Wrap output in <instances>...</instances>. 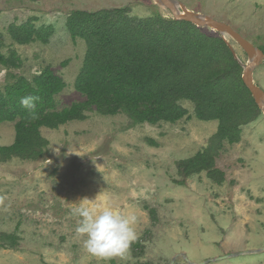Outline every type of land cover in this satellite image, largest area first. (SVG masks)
Returning <instances> with one entry per match:
<instances>
[{
  "label": "rangeland",
  "instance_id": "obj_1",
  "mask_svg": "<svg viewBox=\"0 0 264 264\" xmlns=\"http://www.w3.org/2000/svg\"><path fill=\"white\" fill-rule=\"evenodd\" d=\"M178 1L264 47V0ZM121 8L134 18H171L153 0H0V54L14 51L22 61L16 69L0 64V91L17 77L31 81L50 67L66 84L56 109L83 101L74 83L86 45L70 38L67 17ZM30 19L36 28L53 27L48 43L12 41L8 28ZM226 39L247 63L242 49ZM253 79L264 90V61ZM179 103L189 118L174 124L135 125L122 113L89 112L57 130L42 128L48 141L42 159L0 162V236L18 237L14 248L0 247V264H264V116L241 126L238 143H222L215 156L225 175L221 185L206 172L183 181L177 163L207 148L218 121H200L191 102ZM14 138V124L0 123V146ZM81 205L135 216L140 247L109 262L88 259L84 237L76 232Z\"/></svg>",
  "mask_w": 264,
  "mask_h": 264
},
{
  "label": "trees",
  "instance_id": "obj_2",
  "mask_svg": "<svg viewBox=\"0 0 264 264\" xmlns=\"http://www.w3.org/2000/svg\"><path fill=\"white\" fill-rule=\"evenodd\" d=\"M66 28L73 41L80 39L86 45L83 66L74 83L84 100L57 110L55 98L66 84L50 67H44L31 81L15 78L0 91V123H13L15 131L13 144L0 146V162L42 159L48 141L40 130H57L69 122L83 121L86 113H122L135 125L174 124L189 118L179 103L186 100L194 105L198 120H216L218 127L207 148L177 163L178 175L184 181L206 172L210 180L221 185L225 175L215 167L218 150L224 141L238 143L241 126L261 114L242 82V68L225 42L188 22L160 14L131 17L128 8L74 11L67 17ZM8 33L17 45L48 43L53 27L36 28L30 19L11 25ZM259 48L264 52L263 46ZM0 64L16 69L22 61L16 52L9 51L0 54ZM29 95L39 97V119L35 121L28 120L20 105V99ZM150 216L155 220L153 210ZM0 237V247L17 246L16 235ZM138 246L136 240L130 247Z\"/></svg>",
  "mask_w": 264,
  "mask_h": 264
},
{
  "label": "clouds",
  "instance_id": "obj_3",
  "mask_svg": "<svg viewBox=\"0 0 264 264\" xmlns=\"http://www.w3.org/2000/svg\"><path fill=\"white\" fill-rule=\"evenodd\" d=\"M38 101L39 97L32 95L20 99L29 121L39 119L36 111ZM75 214L79 217L76 232L84 237L83 249L90 260L109 262L114 258H122L137 239L132 227L135 216L125 217L108 206L97 211L95 206L87 205L76 208Z\"/></svg>",
  "mask_w": 264,
  "mask_h": 264
},
{
  "label": "water",
  "instance_id": "obj_4",
  "mask_svg": "<svg viewBox=\"0 0 264 264\" xmlns=\"http://www.w3.org/2000/svg\"><path fill=\"white\" fill-rule=\"evenodd\" d=\"M155 5L167 10L171 18L175 21L188 22L200 29H210L217 33L225 42L234 60L242 68V82L247 88L257 108L264 116V90L255 84L253 73L264 61V52L257 46L245 39L240 33L230 25L215 20L214 18L188 10L183 3L178 0H153ZM226 37H230L245 53L247 63H244L237 55L234 47L228 42ZM173 264V263H171Z\"/></svg>",
  "mask_w": 264,
  "mask_h": 264
}]
</instances>
